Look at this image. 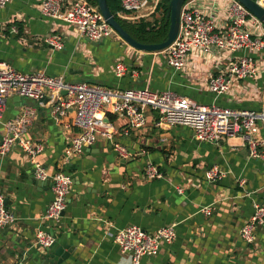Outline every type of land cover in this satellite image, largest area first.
<instances>
[{"label": "crops", "instance_id": "obj_1", "mask_svg": "<svg viewBox=\"0 0 264 264\" xmlns=\"http://www.w3.org/2000/svg\"><path fill=\"white\" fill-rule=\"evenodd\" d=\"M187 1L202 12L213 9L217 23L227 15L230 2ZM40 5L41 0H10L0 8V60L17 71H42L110 89L172 91L227 109L260 110L264 105V55L256 57V77L234 79L226 93L216 95L209 90L208 78L237 53L192 54L187 66L175 71L164 53L137 50L117 34L100 41L81 38L63 21L43 16ZM51 33L62 36V48L43 42ZM120 63L124 70L117 74L115 66ZM27 107L34 109L35 116L23 137L43 145L35 159L48 174L71 175L72 190L58 223L47 226L42 215L53 199L51 186L40 185L29 155L18 144L0 156V191L16 215L13 225L0 228V264H57L45 258L59 245L73 246L61 264H132L113 240L117 229L130 224L148 231L170 224L175 228L171 242L163 243L155 255L143 256L138 264H264V226L257 228L256 240L250 244L239 233L253 212L252 203L264 202V143L259 146L263 155L253 157L238 134L215 143L198 141L187 126H157L158 113L146 109L140 128H130L123 115L108 113L104 122L114 130L112 139L99 136L93 145L66 158L64 149L77 128L55 124L48 105L10 95L2 120ZM72 116L69 113L64 122ZM3 133L0 124V142ZM258 137L264 142L262 126ZM114 141L128 149L127 157L113 152ZM148 163L157 166L161 177H145ZM213 165L224 171L215 181L206 177ZM207 205L211 214L204 215L200 209ZM40 229L55 234L49 250L36 244Z\"/></svg>", "mask_w": 264, "mask_h": 264}, {"label": "built area", "instance_id": "obj_2", "mask_svg": "<svg viewBox=\"0 0 264 264\" xmlns=\"http://www.w3.org/2000/svg\"><path fill=\"white\" fill-rule=\"evenodd\" d=\"M10 0H0V8ZM121 7L131 14L120 13L124 19L134 20L150 16L159 0H119ZM227 15L221 23L215 21L213 9L202 12L185 1L180 13L179 31L175 40L164 50L166 62L175 71L187 66L189 55L212 51L235 54L226 67L208 78V87L216 95L226 93L234 79L256 77L258 65L256 57L264 55V25L237 0H230L226 6ZM41 13L49 19L61 20L71 27L81 38L100 41L115 34L98 7L88 0H41ZM250 24L256 25L254 28ZM15 32L16 28L12 27ZM0 35L2 33L0 32ZM43 42L53 49L62 48V36L51 33L43 37ZM117 74L124 70L122 63L115 66ZM264 93V87H263ZM10 95L29 97L40 104L48 105L55 124L66 128H77L69 144L64 149L65 157L81 153L85 147L93 145L99 136L112 139L114 130L107 126L104 117L110 114L123 115L130 128H140L145 123L146 109L158 113L156 125L169 127L182 125L189 127L198 141L218 142L227 135L238 134L248 152L253 157L263 155L259 150L264 142L259 139L261 126L264 128V105L260 110L227 109L217 104H204L185 95L172 91H154L147 87L138 89H110L86 81L69 82L62 76L48 75L42 71L20 72L6 61L0 60V124L4 133L0 142V156H6L18 144L26 152L33 164L34 175L39 180L49 178L53 199L47 205L42 219L47 226L60 220L72 190V177L62 171L50 175L35 156L43 150V145L23 137L32 123L35 111L25 108L19 115L2 120L6 99ZM73 112L70 121L65 117ZM112 150L119 157H127L128 149L114 141ZM148 179L161 177L157 166L148 163L144 169ZM224 176V171L216 165L206 172L208 180L215 181ZM180 191V189H178ZM249 220L240 228L241 238L248 244L256 240V230L264 226V202L254 201ZM211 206H203L204 215L211 214ZM16 221V215L8 208L0 191V228L9 227ZM175 238L174 224L163 225L148 231L137 224L117 229L113 240L123 254H127L132 264H138L143 256L155 255L163 243ZM40 249L51 247L55 240L52 230L40 229L35 235Z\"/></svg>", "mask_w": 264, "mask_h": 264}, {"label": "water", "instance_id": "obj_3", "mask_svg": "<svg viewBox=\"0 0 264 264\" xmlns=\"http://www.w3.org/2000/svg\"><path fill=\"white\" fill-rule=\"evenodd\" d=\"M237 1L264 25V6L261 5L259 0ZM184 2L185 0L169 1L166 11V20L169 21L167 35L164 40L158 43H141L132 38L130 34H128L126 30L121 26V24L114 18V15L110 11L109 6L107 4V0H97V7L106 22L112 27L115 33H117L121 37V39L128 45L140 51L160 52L166 49L175 40L178 34L180 25V13ZM44 182L48 183V185L50 186L52 185L49 178L40 181V185H43ZM49 249L50 247L47 248V250ZM72 250L73 246L59 245L52 250L49 256L45 258V261H48L50 259L51 263L61 264L66 258H68Z\"/></svg>", "mask_w": 264, "mask_h": 264}, {"label": "trees", "instance_id": "obj_4", "mask_svg": "<svg viewBox=\"0 0 264 264\" xmlns=\"http://www.w3.org/2000/svg\"><path fill=\"white\" fill-rule=\"evenodd\" d=\"M97 7V0H88ZM170 0H159L155 10L147 17L134 20L124 19L119 14H131L121 7L119 0H107L110 11L114 18L121 24L128 34L141 43H158L166 38L169 21L166 20L167 6ZM187 1V0H185ZM161 13L159 18L149 19L153 15Z\"/></svg>", "mask_w": 264, "mask_h": 264}, {"label": "rangeland", "instance_id": "obj_5", "mask_svg": "<svg viewBox=\"0 0 264 264\" xmlns=\"http://www.w3.org/2000/svg\"><path fill=\"white\" fill-rule=\"evenodd\" d=\"M160 15H161V13H157V14L153 15L152 17H150L149 19L159 18ZM115 34H117V33H115ZM117 35H118V34H117Z\"/></svg>", "mask_w": 264, "mask_h": 264}, {"label": "bare ground", "instance_id": "obj_6", "mask_svg": "<svg viewBox=\"0 0 264 264\" xmlns=\"http://www.w3.org/2000/svg\"><path fill=\"white\" fill-rule=\"evenodd\" d=\"M259 2L264 6V0H259Z\"/></svg>", "mask_w": 264, "mask_h": 264}]
</instances>
